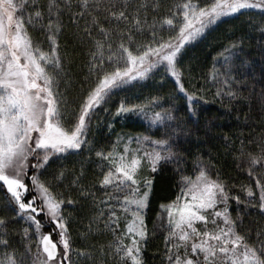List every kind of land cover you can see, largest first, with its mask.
Instances as JSON below:
<instances>
[{"label": "snow or ice", "instance_id": "obj_1", "mask_svg": "<svg viewBox=\"0 0 264 264\" xmlns=\"http://www.w3.org/2000/svg\"><path fill=\"white\" fill-rule=\"evenodd\" d=\"M244 15H258L264 25V0H0V264H145L144 249L155 235L145 219L154 177L141 170L156 173L161 162L176 159V132L182 129L173 123L174 107L164 109L159 95L142 104L121 101L115 112L109 105L132 82L159 75L174 81V98L185 100V111L196 116L205 99L198 93L205 89L185 85L186 45ZM68 26L87 54L75 100L60 89L62 81L65 89L70 84L62 40ZM236 47L232 42L213 63L211 79L221 86L215 93L221 100L237 95L231 88ZM101 111L109 114V129L117 117L134 114L145 117L149 128L164 129L163 135L116 134L110 147L96 149L89 135ZM253 143L241 141L237 155L258 190L241 185L244 198L199 159L193 174L181 173L179 195L157 214L165 232L161 264H264V227L254 234L245 230L240 208L264 216V135L248 141ZM83 151L95 152L99 174L86 181L81 162L61 191L64 162ZM89 198L94 212L81 235L108 237L99 257L94 246L74 247L71 232L73 207ZM9 219L25 225L19 241ZM45 224L52 226L47 233Z\"/></svg>", "mask_w": 264, "mask_h": 264}, {"label": "trees", "instance_id": "obj_2", "mask_svg": "<svg viewBox=\"0 0 264 264\" xmlns=\"http://www.w3.org/2000/svg\"><path fill=\"white\" fill-rule=\"evenodd\" d=\"M164 2L167 4L169 0H164ZM253 23L256 24L255 28L251 26ZM261 27L264 25H260L258 15L230 17L227 23L213 26L200 39L186 45L183 56L185 85L190 90L205 89L198 93L205 99L198 102L196 116L185 111V100L174 98L178 94V90H173L174 81L171 78L162 80L159 75L142 81H134L123 90H119L112 98L109 108L115 112V108L121 101L129 104H142L146 103L150 96L159 95L164 109L174 107L173 115L177 117V120L173 123H178L182 129L176 132L179 137L178 146L173 149L178 154L177 158L171 162H161L162 167L156 173H152L146 167L142 171V176L154 177L145 219L150 233L155 226V235L150 236L144 249L145 264H161L164 259L165 232L160 227L161 220L158 219L157 214L161 212V204H168L179 195L180 175L181 173L193 174V166L197 159L210 165V172L213 176L219 172L225 181L230 185H235L232 191L241 198L245 197V192L241 191V185L251 183L254 190L258 192L255 189V179L249 178L247 172L242 170V167L246 165L242 160L237 159V155L241 141L245 142L246 147L254 148L255 143L249 145L248 141H255L256 138L264 135V33L261 32ZM74 31L72 26H68L65 29V37L62 38L67 41L68 56L64 67L70 84L65 89L62 81L60 89L70 100L77 98L81 90L80 84L87 73L86 48L73 39ZM232 42L237 45L234 49L237 52V56L234 57L237 70L233 73L231 88L237 95L235 98L225 96L221 100L215 95L217 87L221 86L212 81L211 72L214 60L222 58L220 54L223 53L224 48L231 47ZM156 110L161 111L159 108ZM109 119V114L101 111L99 112V124L93 122L89 139L96 149L110 147V142L115 140L116 134L122 136L147 135L158 139L164 132V129L157 131L155 127L149 128L148 120L143 116L127 114L126 118L117 117L112 122L111 129L107 126ZM96 160L95 152L83 151L81 155L69 156L64 162L68 171L60 190H64L63 185L72 179L74 172L80 171L81 162H83L86 181L90 180L93 174H99L100 169L95 163ZM238 164H241V167H238ZM236 208V201L232 200L230 211L233 216L237 214ZM240 208L245 230L251 229L254 234L258 228L264 227V216H261L255 209L243 211L244 205L242 204ZM93 212L94 208L90 203V198L80 199V202L72 209L71 232L74 247L91 250L94 246L95 254L99 257V245L106 243L108 237H98L92 233L88 239H85L81 235L87 231ZM0 215L4 213L0 212ZM8 226L18 230L13 235L19 241L21 239L19 230L25 226L23 221L9 219ZM51 228V225L45 224L42 231L47 233ZM53 238L58 239L55 233H53ZM105 259L108 258L105 257ZM109 264H111L110 260Z\"/></svg>", "mask_w": 264, "mask_h": 264}, {"label": "rangeland", "instance_id": "obj_3", "mask_svg": "<svg viewBox=\"0 0 264 264\" xmlns=\"http://www.w3.org/2000/svg\"><path fill=\"white\" fill-rule=\"evenodd\" d=\"M136 145L135 144H133V147H135ZM145 168H142V170H141V175H142V171L144 170Z\"/></svg>", "mask_w": 264, "mask_h": 264}]
</instances>
